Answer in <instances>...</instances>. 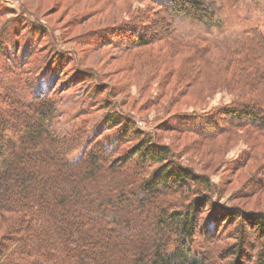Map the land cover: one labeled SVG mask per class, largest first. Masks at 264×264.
I'll return each mask as SVG.
<instances>
[{"label":"trees","instance_id":"16d2710c","mask_svg":"<svg viewBox=\"0 0 264 264\" xmlns=\"http://www.w3.org/2000/svg\"><path fill=\"white\" fill-rule=\"evenodd\" d=\"M135 1L147 9H135L128 26L116 30L133 41L126 47L170 41L178 18L208 28L221 25L211 1ZM263 37L250 29L229 53L230 85L245 99L214 113L259 132H264V93L256 90L264 91ZM10 44L14 55L20 53L12 67L0 70V264H264L263 211L211 201L205 176L180 165L168 146L116 111L108 110L92 136L82 126L58 135L56 69L62 73L68 64L55 54L32 80L23 67L36 62L35 48ZM208 48L195 44L186 56L181 51L177 82L195 80ZM167 50L171 71L176 53ZM104 102L100 110L109 109L110 101ZM186 118L184 130L191 131L187 124L195 121ZM258 184L256 190L264 189V182ZM230 226L236 231L223 234ZM252 237L257 248L251 254Z\"/></svg>","mask_w":264,"mask_h":264},{"label":"rangeland","instance_id":"374dc122","mask_svg":"<svg viewBox=\"0 0 264 264\" xmlns=\"http://www.w3.org/2000/svg\"><path fill=\"white\" fill-rule=\"evenodd\" d=\"M206 1L214 2L220 27L178 18L168 30L170 41L130 48L126 44L133 41L122 39L116 30L128 26L135 9H147L135 0H0V70L12 67L19 56L20 51L14 55L11 42H19L20 49L26 44L29 52L35 48L36 62L23 67L32 80L41 76L38 73L44 72L53 55H60L62 64L69 67L62 73L56 69L55 90L61 100L54 124L58 135L82 126L92 136L108 110L116 111L129 117L152 141L168 146L180 165L205 176L210 181L211 201L264 212V189L256 190L264 182V132L238 128L214 114L245 99L230 85L229 53L250 29L264 36V0ZM195 44L208 45V61L197 64L195 80L177 82L184 66L179 70L180 53L186 56ZM169 47L177 63L171 71L165 54ZM38 67L42 71L36 72ZM261 89L256 90L262 94ZM104 100L110 101L109 109L100 110ZM209 115L218 122L210 124L209 118L204 119ZM186 117L195 121V126L187 124L193 127L191 131L184 130L183 122L190 121ZM106 133L104 137L111 136ZM224 231L234 233L236 228ZM251 240L248 250L252 254L257 243Z\"/></svg>","mask_w":264,"mask_h":264}]
</instances>
